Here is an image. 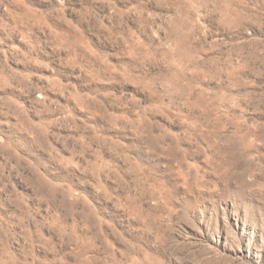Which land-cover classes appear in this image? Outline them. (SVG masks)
<instances>
[{
	"label": "rangeland",
	"instance_id": "1",
	"mask_svg": "<svg viewBox=\"0 0 264 264\" xmlns=\"http://www.w3.org/2000/svg\"><path fill=\"white\" fill-rule=\"evenodd\" d=\"M0 264H264V0H0Z\"/></svg>",
	"mask_w": 264,
	"mask_h": 264
}]
</instances>
